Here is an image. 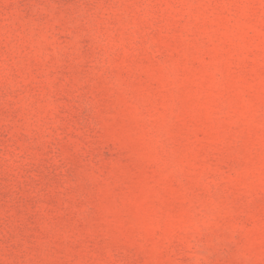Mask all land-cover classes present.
<instances>
[{
  "label": "rangeland",
  "instance_id": "rangeland-1",
  "mask_svg": "<svg viewBox=\"0 0 264 264\" xmlns=\"http://www.w3.org/2000/svg\"><path fill=\"white\" fill-rule=\"evenodd\" d=\"M0 264H264V0H0Z\"/></svg>",
  "mask_w": 264,
  "mask_h": 264
}]
</instances>
